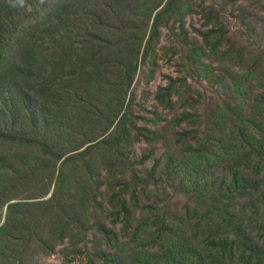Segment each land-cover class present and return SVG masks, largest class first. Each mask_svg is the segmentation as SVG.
I'll list each match as a JSON object with an SVG mask.
<instances>
[{"label": "rangeland", "instance_id": "374dc122", "mask_svg": "<svg viewBox=\"0 0 264 264\" xmlns=\"http://www.w3.org/2000/svg\"><path fill=\"white\" fill-rule=\"evenodd\" d=\"M159 1L0 0V264H264V0Z\"/></svg>", "mask_w": 264, "mask_h": 264}, {"label": "trees", "instance_id": "16d2710c", "mask_svg": "<svg viewBox=\"0 0 264 264\" xmlns=\"http://www.w3.org/2000/svg\"><path fill=\"white\" fill-rule=\"evenodd\" d=\"M161 2L162 1L160 0L157 4H159ZM69 7H70V5H67L66 9H68ZM55 45H56V42H55ZM132 70H133V67H127L126 69H124V78L126 79V82H127V80L129 82L131 81V76L130 75H131ZM100 77L102 78V75H100ZM107 81L108 80L106 78H104L103 80L97 82V84L95 86L91 85L92 90L94 91L95 89L100 88L101 92L106 91V89H107ZM59 100H61V99H59ZM55 103H57V102H55ZM91 105H92V103H91Z\"/></svg>", "mask_w": 264, "mask_h": 264}, {"label": "clouds", "instance_id": "9594fccd", "mask_svg": "<svg viewBox=\"0 0 264 264\" xmlns=\"http://www.w3.org/2000/svg\"><path fill=\"white\" fill-rule=\"evenodd\" d=\"M11 7H21L23 8L25 6V0H10Z\"/></svg>", "mask_w": 264, "mask_h": 264}]
</instances>
